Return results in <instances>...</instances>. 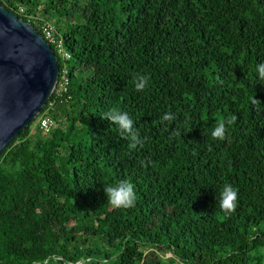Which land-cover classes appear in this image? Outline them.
Returning <instances> with one entry per match:
<instances>
[{
  "label": "trees",
  "instance_id": "obj_1",
  "mask_svg": "<svg viewBox=\"0 0 264 264\" xmlns=\"http://www.w3.org/2000/svg\"><path fill=\"white\" fill-rule=\"evenodd\" d=\"M0 3L53 24L69 54V98L40 112L54 127L36 117L0 153V264H264V0ZM112 109L142 145L101 117ZM122 180L135 206L114 209L104 187Z\"/></svg>",
  "mask_w": 264,
  "mask_h": 264
},
{
  "label": "water",
  "instance_id": "obj_2",
  "mask_svg": "<svg viewBox=\"0 0 264 264\" xmlns=\"http://www.w3.org/2000/svg\"><path fill=\"white\" fill-rule=\"evenodd\" d=\"M58 77L50 44L0 3V153L38 117Z\"/></svg>",
  "mask_w": 264,
  "mask_h": 264
},
{
  "label": "clouds",
  "instance_id": "obj_3",
  "mask_svg": "<svg viewBox=\"0 0 264 264\" xmlns=\"http://www.w3.org/2000/svg\"><path fill=\"white\" fill-rule=\"evenodd\" d=\"M255 71L257 79L264 80V62L256 65ZM148 84V77L137 74L135 79V88L138 92L143 91ZM254 102L261 103L259 99L253 97ZM103 119L115 124L118 127L120 135L130 140V147L135 149L137 145H142L143 140L139 135V131L134 127V121L127 112L117 111L115 109L105 112L102 116ZM175 115L165 113L163 120H175ZM237 117L231 116L227 120H223L217 124L212 131L213 139L224 140L226 138L227 126L234 124ZM104 193L108 198V202L114 209L131 208L135 206L136 193L134 185L129 181H119L115 186H105ZM239 191L231 184H225L221 193L219 206L226 215H231L235 212L238 205Z\"/></svg>",
  "mask_w": 264,
  "mask_h": 264
},
{
  "label": "built area",
  "instance_id": "obj_4",
  "mask_svg": "<svg viewBox=\"0 0 264 264\" xmlns=\"http://www.w3.org/2000/svg\"><path fill=\"white\" fill-rule=\"evenodd\" d=\"M40 34L43 38L50 44L53 48L56 56L60 57L62 60L69 58L68 52L65 50L62 39L58 37L56 29L53 24L45 22L40 26ZM68 86H69V77L67 67L64 65L62 70H59V77L54 89L55 98L48 103V106L51 107L58 100L63 101L64 97L69 98L68 96ZM66 94L68 97H66ZM53 119L46 114V112L38 115L36 124L37 127L43 132L48 133L54 127Z\"/></svg>",
  "mask_w": 264,
  "mask_h": 264
},
{
  "label": "rangeland",
  "instance_id": "obj_5",
  "mask_svg": "<svg viewBox=\"0 0 264 264\" xmlns=\"http://www.w3.org/2000/svg\"><path fill=\"white\" fill-rule=\"evenodd\" d=\"M65 65V64H64ZM66 66V65H65ZM34 124H36V121L32 124V125H34Z\"/></svg>",
  "mask_w": 264,
  "mask_h": 264
}]
</instances>
